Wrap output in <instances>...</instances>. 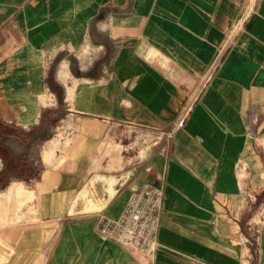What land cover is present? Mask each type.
Instances as JSON below:
<instances>
[{
  "label": "crops",
  "instance_id": "crops-1",
  "mask_svg": "<svg viewBox=\"0 0 264 264\" xmlns=\"http://www.w3.org/2000/svg\"><path fill=\"white\" fill-rule=\"evenodd\" d=\"M146 182L151 260L94 228ZM263 202L264 0H0V264H264Z\"/></svg>",
  "mask_w": 264,
  "mask_h": 264
},
{
  "label": "built area",
  "instance_id": "built-area-1",
  "mask_svg": "<svg viewBox=\"0 0 264 264\" xmlns=\"http://www.w3.org/2000/svg\"><path fill=\"white\" fill-rule=\"evenodd\" d=\"M162 199L161 185L146 182L131 190L117 216L97 213L95 231L101 237L151 260L158 247L157 229ZM257 214L261 223L264 222V202Z\"/></svg>",
  "mask_w": 264,
  "mask_h": 264
},
{
  "label": "rangeland",
  "instance_id": "rangeland-1",
  "mask_svg": "<svg viewBox=\"0 0 264 264\" xmlns=\"http://www.w3.org/2000/svg\"><path fill=\"white\" fill-rule=\"evenodd\" d=\"M62 129H63V127L58 128V130L56 132L57 134L54 135L52 141L49 142V143L55 144L54 145L55 148H57L58 145H60L62 143L65 144L68 141L69 134L68 133H63ZM65 129H66V127H65ZM68 129L69 128H67V130ZM255 220L258 221L259 223H261V221L258 218V214H256Z\"/></svg>",
  "mask_w": 264,
  "mask_h": 264
}]
</instances>
